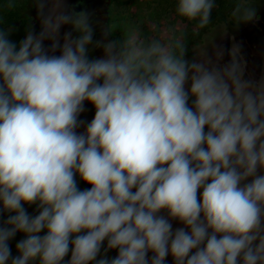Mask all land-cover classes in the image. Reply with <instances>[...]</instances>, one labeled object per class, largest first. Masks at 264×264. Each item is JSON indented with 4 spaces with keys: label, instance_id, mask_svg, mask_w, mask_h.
<instances>
[{
    "label": "clouds",
    "instance_id": "9594fccd",
    "mask_svg": "<svg viewBox=\"0 0 264 264\" xmlns=\"http://www.w3.org/2000/svg\"><path fill=\"white\" fill-rule=\"evenodd\" d=\"M34 2L39 35L17 47L0 27V203L14 213L0 227V264L17 232L11 264H61L70 243L69 264H164L169 254L175 264H264V78L244 79L236 48L226 65L222 52L189 62L183 36L148 38L110 19L104 35L119 37L97 42L104 57L89 60V15ZM254 4L233 0L232 20L253 21ZM216 6L176 0L175 11L204 29ZM64 25L79 36L61 45ZM85 101L95 116L78 135ZM162 210L185 227L173 231ZM105 241L118 254L97 260Z\"/></svg>",
    "mask_w": 264,
    "mask_h": 264
},
{
    "label": "rangeland",
    "instance_id": "374dc122",
    "mask_svg": "<svg viewBox=\"0 0 264 264\" xmlns=\"http://www.w3.org/2000/svg\"><path fill=\"white\" fill-rule=\"evenodd\" d=\"M74 6L83 8V11L89 15L93 29V41L87 49L89 60L104 57L103 48L97 47V42L119 37V32L105 37L104 33L110 19L121 31L125 29L139 30L143 36L148 38L168 40L183 36L186 43L185 59L189 62L197 60L205 54L215 61L216 53L222 52L218 63L219 65H226L232 60V49L236 48L238 50L237 58L244 64V79L258 82L264 78V0H255L256 18L251 22L240 24L234 22L230 15L233 0H217V6L211 14L210 24L204 29H196V21L190 22L176 14V0H64L66 12L79 13L73 9ZM11 11L15 15L10 18L6 17L7 15L10 16L9 12L0 14V18L3 19V24H0V27L6 31L11 29L8 39L12 43L16 44L22 41L29 31L33 35H39L42 30L41 16L34 0H16L15 7ZM66 33H71L74 38L79 36V33L74 31L71 25H64L61 27L58 37L61 45ZM51 44V40L43 42V46L48 50L49 55L59 56L61 49L57 48L55 52H52ZM188 88H190V83L186 84V90ZM192 99V97L189 98V106L192 105ZM95 111L93 104L88 101L84 102L83 111L79 113L77 118L79 126L75 131L78 135L86 132L87 125L95 116ZM205 130L207 131V129ZM258 174H264V170H259ZM75 180L79 190L90 189L91 185L84 182L78 174L75 176ZM24 208L30 217L39 213L37 204H24ZM10 215H14V213L3 210L2 203H0V227L7 226L6 221ZM159 215L169 219L173 231L185 227L179 220L170 218L166 210H162ZM45 234L46 231L39 233L41 236ZM24 238V233L17 232L8 241L11 256L7 264H11V259L19 255L16 244ZM74 238L73 236L70 239ZM71 247L70 243L69 252L61 264H69ZM106 248L107 241L103 243L97 260L105 256L111 260L117 256V249H109L105 252ZM152 255L151 252L148 253L149 262ZM31 264H40V262L35 260ZM91 264H96V261L91 262ZM164 264H175L171 254L165 258Z\"/></svg>",
    "mask_w": 264,
    "mask_h": 264
},
{
    "label": "trees",
    "instance_id": "16d2710c",
    "mask_svg": "<svg viewBox=\"0 0 264 264\" xmlns=\"http://www.w3.org/2000/svg\"><path fill=\"white\" fill-rule=\"evenodd\" d=\"M11 9H9L7 7L6 0H0V14L1 13H7V12H9L10 13V16L7 15L6 17H9L10 18L12 15H15V13L11 11ZM2 17H4V16H2ZM2 26H4V25H2ZM19 43L20 42H17L16 43L17 47L19 46Z\"/></svg>",
    "mask_w": 264,
    "mask_h": 264
},
{
    "label": "flooded vegetation",
    "instance_id": "af4514ba",
    "mask_svg": "<svg viewBox=\"0 0 264 264\" xmlns=\"http://www.w3.org/2000/svg\"><path fill=\"white\" fill-rule=\"evenodd\" d=\"M76 6H74L73 7V9L75 8ZM78 9H79V11H77V12H81V11H83V8H81V7H77ZM75 10V9H74ZM100 83H102V81H100Z\"/></svg>",
    "mask_w": 264,
    "mask_h": 264
},
{
    "label": "water",
    "instance_id": "95a60500",
    "mask_svg": "<svg viewBox=\"0 0 264 264\" xmlns=\"http://www.w3.org/2000/svg\"><path fill=\"white\" fill-rule=\"evenodd\" d=\"M74 9H75V11H79V9L77 7H75Z\"/></svg>",
    "mask_w": 264,
    "mask_h": 264
}]
</instances>
